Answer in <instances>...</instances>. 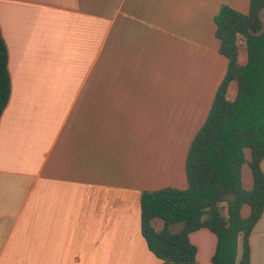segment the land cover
<instances>
[{
    "label": "crops",
    "instance_id": "crops-1",
    "mask_svg": "<svg viewBox=\"0 0 264 264\" xmlns=\"http://www.w3.org/2000/svg\"><path fill=\"white\" fill-rule=\"evenodd\" d=\"M224 5L248 14L250 0H0L11 79L0 264H161L141 233L140 196L187 188L190 144L227 71L213 20ZM237 45L244 65L243 36ZM237 90L231 82L229 102ZM241 180L252 190L247 165ZM189 240L197 263L213 264L216 236ZM250 248L264 264V213Z\"/></svg>",
    "mask_w": 264,
    "mask_h": 264
},
{
    "label": "trees",
    "instance_id": "trees-1",
    "mask_svg": "<svg viewBox=\"0 0 264 264\" xmlns=\"http://www.w3.org/2000/svg\"><path fill=\"white\" fill-rule=\"evenodd\" d=\"M213 20L219 53L228 66L190 144L187 188L143 191L140 196L141 233L161 264H198L189 236L201 229L216 236L213 264H252L250 237L264 213V0H250L248 14L221 6ZM238 36L245 39L244 65ZM231 82L238 87L233 102L226 99ZM10 93L8 51L0 30V118ZM244 165L252 173V190L242 186ZM221 204H226V218ZM244 205L250 207L247 219L240 214ZM154 220L162 221L160 232ZM173 225L181 226L179 233L171 232Z\"/></svg>",
    "mask_w": 264,
    "mask_h": 264
}]
</instances>
